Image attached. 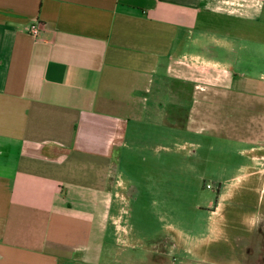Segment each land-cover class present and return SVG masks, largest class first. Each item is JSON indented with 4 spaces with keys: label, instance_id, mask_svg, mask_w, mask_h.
<instances>
[{
    "label": "crops",
    "instance_id": "obj_1",
    "mask_svg": "<svg viewBox=\"0 0 264 264\" xmlns=\"http://www.w3.org/2000/svg\"><path fill=\"white\" fill-rule=\"evenodd\" d=\"M263 9L264 0H0V264L101 263L109 220L118 230L125 211L117 176L129 127L139 136L165 125L150 113L186 98L190 66L216 74L192 100H216V118L229 122L239 107L249 124L260 117L262 149L264 88L235 72L237 35ZM254 169L219 189L214 213L236 207L235 196H264Z\"/></svg>",
    "mask_w": 264,
    "mask_h": 264
},
{
    "label": "rangeland",
    "instance_id": "obj_2",
    "mask_svg": "<svg viewBox=\"0 0 264 264\" xmlns=\"http://www.w3.org/2000/svg\"><path fill=\"white\" fill-rule=\"evenodd\" d=\"M262 14L248 25L246 37L237 35L242 49L235 73L264 88V9ZM212 18L216 22V15ZM224 18L217 20L225 25ZM193 67L183 71L186 98L168 97L156 106L161 113H150L155 122L165 119V125L141 130L139 136H132L129 127L117 176L125 211L118 230L109 220L99 264H264L263 192L235 196L236 207L221 205L220 214L214 213L219 189L237 186L235 178L246 166L264 176V146L257 144L263 133L255 128L260 117L249 124L245 107H239L230 122L216 118V100H192V93L211 92L216 74ZM169 85L176 88L178 79L172 76ZM240 201L245 208H239Z\"/></svg>",
    "mask_w": 264,
    "mask_h": 264
},
{
    "label": "built area",
    "instance_id": "obj_3",
    "mask_svg": "<svg viewBox=\"0 0 264 264\" xmlns=\"http://www.w3.org/2000/svg\"><path fill=\"white\" fill-rule=\"evenodd\" d=\"M27 32L30 34V36H32L33 38H35L38 34V25L36 23L31 24L28 28H27Z\"/></svg>",
    "mask_w": 264,
    "mask_h": 264
}]
</instances>
